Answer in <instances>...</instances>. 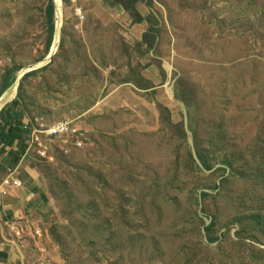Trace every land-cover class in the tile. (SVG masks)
Wrapping results in <instances>:
<instances>
[{
    "label": "rangeland",
    "instance_id": "374dc122",
    "mask_svg": "<svg viewBox=\"0 0 264 264\" xmlns=\"http://www.w3.org/2000/svg\"><path fill=\"white\" fill-rule=\"evenodd\" d=\"M54 2L0 0V113L83 134L13 264H264V0Z\"/></svg>",
    "mask_w": 264,
    "mask_h": 264
},
{
    "label": "crops",
    "instance_id": "0c3cea01",
    "mask_svg": "<svg viewBox=\"0 0 264 264\" xmlns=\"http://www.w3.org/2000/svg\"><path fill=\"white\" fill-rule=\"evenodd\" d=\"M106 1V0H105ZM30 151V150H29ZM11 154L0 155V263L13 264L22 253L24 227L45 221L48 205L29 153L17 166H7ZM18 185H15V183ZM37 234L39 232L36 231Z\"/></svg>",
    "mask_w": 264,
    "mask_h": 264
},
{
    "label": "trees",
    "instance_id": "16d2710c",
    "mask_svg": "<svg viewBox=\"0 0 264 264\" xmlns=\"http://www.w3.org/2000/svg\"><path fill=\"white\" fill-rule=\"evenodd\" d=\"M128 1L137 3L143 0ZM46 18L50 36L48 47H50V41L56 32L54 0H49L46 10ZM19 106V101L15 100L0 113V155H12L10 159L6 160L7 166L10 168L17 166L29 145V138L27 137V134L30 133V127L25 125L26 119L24 117L23 110L19 108Z\"/></svg>",
    "mask_w": 264,
    "mask_h": 264
},
{
    "label": "built area",
    "instance_id": "2783aa9c",
    "mask_svg": "<svg viewBox=\"0 0 264 264\" xmlns=\"http://www.w3.org/2000/svg\"><path fill=\"white\" fill-rule=\"evenodd\" d=\"M79 0H72V2L77 3ZM72 122L66 121L58 123L54 126L44 127L38 132L32 134V138L29 139V149L31 150L34 146L39 149V156L42 159L52 161L53 158L48 154V146L39 141L40 137L47 140L52 139H66V142L71 141L75 147H80L82 144V132H80ZM42 140V139H40ZM31 142V143H30ZM15 185H18L16 182Z\"/></svg>",
    "mask_w": 264,
    "mask_h": 264
},
{
    "label": "bare ground",
    "instance_id": "6f19581e",
    "mask_svg": "<svg viewBox=\"0 0 264 264\" xmlns=\"http://www.w3.org/2000/svg\"><path fill=\"white\" fill-rule=\"evenodd\" d=\"M56 14V13H55Z\"/></svg>",
    "mask_w": 264,
    "mask_h": 264
}]
</instances>
